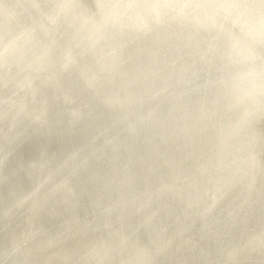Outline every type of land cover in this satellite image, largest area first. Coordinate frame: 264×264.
Listing matches in <instances>:
<instances>
[{
  "label": "water",
  "instance_id": "1",
  "mask_svg": "<svg viewBox=\"0 0 264 264\" xmlns=\"http://www.w3.org/2000/svg\"><path fill=\"white\" fill-rule=\"evenodd\" d=\"M151 1L137 2L141 8L138 15L146 18L143 22L133 17L114 23L98 11L92 20L105 25L106 34L95 38L89 35L88 39L76 43L75 60L59 63L61 56L55 52L50 54L49 58L57 63L54 73H58L59 80L47 78V70H42L35 82L30 77L18 79L9 73L10 79L4 81L0 75V257L10 249L12 236L8 234L17 231L14 214L23 196L39 187L42 194L36 195L38 199H34L32 206L28 205V222L37 229L34 221L38 219L50 230L40 233L43 235L36 238L33 247L60 243L69 240L71 235L77 244L73 247L72 242L68 250L50 255L54 264H89L79 260H88L90 255V259L94 256L90 262L95 264L141 261L152 264V255L143 245L147 241V246L154 248L153 241L164 244L158 254L154 251L153 264L164 259L166 264H180L181 261L176 262L178 258L184 264L186 260L201 264L211 253L229 262L236 253L231 250L235 245L246 255L247 264H264V205L261 204L264 188L257 193L258 204L254 200L258 207L248 210L256 212L255 220H247L246 206L242 212L235 209V216L229 219L232 226L223 220L219 225L221 234H212L219 222L223 201L231 195L229 191L234 190L243 201L249 193L247 185L252 174H257L248 171L247 177L232 178L236 168H227L230 164L227 155L233 152L239 158L264 146L261 132L260 139L250 147L248 138L245 139V149H237L243 134L231 138L227 134L230 145L217 146L219 137L226 133L214 132L217 128L212 125L224 121L236 123L235 126L249 125L250 130L256 128L259 115L252 119L245 103L255 96L264 98L261 91L264 89L261 82L264 80V38L256 34L264 30V22L259 23L261 18L257 16L253 21L249 14L237 11L234 4L242 5L240 0H228L232 10L227 12L214 4L203 7V2L193 6L196 10L192 8L190 16L186 11L176 14L170 8L162 14L166 18L163 16L157 21L156 16L146 17L145 10ZM241 1L247 9L254 5L264 9V0ZM88 4L93 9V1ZM216 11L215 19L205 16ZM221 14L229 20L224 26L240 37L231 42L228 36L226 39L219 34L217 43L208 51V41L214 39L216 31L222 30ZM237 18L248 22V29L236 30ZM17 19H2V24L16 33L24 28ZM66 30L65 40L60 43L63 46L71 41ZM39 35L41 41L45 39ZM238 50L243 54L236 53ZM97 53L103 55L97 56ZM108 53L111 54L109 62L103 60ZM5 57L1 60L3 55H0L1 71L10 68L13 74H18L28 68L21 60ZM159 57L171 60L165 63ZM18 91V97L9 100ZM187 112L199 115L206 112V115L192 120L186 117ZM181 119L188 127H183ZM251 162L257 167V161ZM208 164H217L209 173L214 179L200 174L193 179L195 176L190 173ZM51 180H62L55 191L48 190L53 188ZM221 183L231 185L222 202L215 204L212 193L217 194L214 187ZM167 204L173 207L174 219H170ZM87 211H92L89 215L94 218H88ZM154 212L155 219L151 216ZM110 218L112 224L108 223ZM152 219L156 225H151ZM245 228L249 236L246 241L241 234ZM120 232L140 244L143 242L140 250L134 246L133 253L126 255L135 253L133 257L137 260L120 261L119 254L128 243ZM163 232L173 233L174 240L176 235L189 232V238H178L183 243L171 251L168 246L173 242L161 239ZM258 235L261 237L257 240ZM100 240L110 243L107 251L100 248ZM234 241L232 246L230 243ZM254 248L258 251L250 253ZM23 256H28L30 262L22 263L24 259L19 261L13 257L14 262L10 264L46 263L31 249L16 255ZM110 257L116 260L110 263Z\"/></svg>",
  "mask_w": 264,
  "mask_h": 264
},
{
  "label": "bare ground",
  "instance_id": "2",
  "mask_svg": "<svg viewBox=\"0 0 264 264\" xmlns=\"http://www.w3.org/2000/svg\"><path fill=\"white\" fill-rule=\"evenodd\" d=\"M93 1V5L94 7L96 6V11L95 12H89L90 15L87 14L88 10H89V4L88 3H92ZM164 1V0H163ZM162 1V2H163ZM175 1V0H174ZM182 1V0H181ZM193 1V0H191ZM219 2H222L224 3L223 6H221L220 8L224 11H230L232 10V6L230 3H228V0H217ZM215 1V2H217ZM7 2V1H5ZM137 2H140V0H12V6L10 8H7L6 5H9V4H6L4 2H2V0H0V55H3V59H5L7 57L9 58H12L16 61H23V63L25 65H28V68H23L21 70L20 73L18 74H13V72L10 70V68L4 70V71H1L0 70V75L2 76L3 80H9L10 78L8 77L9 75H7L8 73L9 74H12L14 75L16 78H22V77H30L33 79V81L35 82L36 79L39 80L40 78L38 77V75L41 73L42 70H47L48 71V77L47 78H60V76L58 75V73H54L55 71V68L57 67V63L56 62H53V60H51L49 58L50 54L52 52H55L57 53L58 56H61V59H58L57 62L59 63H66V61L69 60L70 57L73 56V60L76 59V56L74 53H75V49H76V43L78 42H81L82 40L84 39H88V36L90 35V38H95L96 35H103V34H106L105 31H104V26L105 25H102V24H99L97 22H95L94 20V15L100 10V8L103 6L101 12L103 10H105L107 12V14L105 15V17H103L104 19H108L110 20L111 22L114 21L117 22L119 21L120 19L117 17V15L119 14V11L120 10H128L130 12V14H140L141 12V8L138 7V4ZM165 2V1H164ZM203 2V1H202ZM11 3V2H10ZM47 4L49 3L48 6H50V9L47 10V11H43V8L41 7H44L43 5L44 4ZM103 4V3H106L105 5H102L100 7V4ZM153 3V4H152ZM170 3V2H169ZM180 3V2H179ZM184 3V2H183ZM194 3V2H193ZM201 3V1H200ZM4 4V5H3ZM51 4V5H50ZM173 4V2H172ZM176 4V3H175ZM178 4V3H177ZM189 4V2L187 3ZM205 4V3H204ZM211 4V3H210ZM209 4V5H210ZM220 4V3H219ZM192 5V4H191ZM199 5V4H198ZM215 5V4H214ZM46 6V5H45ZM156 6L158 7V9L156 8ZM163 4H158V3H155V2H150L149 4V7L146 8L145 12H146V17H148L149 15H153L155 17V14L158 12H160V9H161V12L160 14H158L156 17H160L162 14L164 13H168V10H169V5H167L168 7L167 8H162ZM176 6V5H175ZM174 6V7H175ZM186 6V5H185ZM188 6V5H187ZM239 6V5H238ZM237 6V7H238ZM242 6V5H241ZM260 5L256 6L254 5L253 8H248L247 9V12L249 13L250 16H257L259 18H261L260 20H258V22H262L264 21V9H258ZM15 7H18V9H16ZM183 7V6H182ZM236 7V6H235ZM245 7V6H244ZM243 7V9H244ZM154 8H156L155 11ZM180 8V7H179ZM178 8V9H179ZM42 9V10H41ZM46 9V8H44ZM175 9L177 8H174V11ZM240 9V8H238ZM242 9V11H243ZM159 10V11H158ZM181 10V9H180ZM183 10V9H182ZM185 10V9H184ZM246 11V9H244ZM91 11V10H90ZM100 12V11H99ZM105 12V13H106ZM155 14H154V13ZM176 14L179 13L177 11H175ZM183 12V11H182ZM246 12V13H247ZM181 13V11H180ZM184 13V12H183ZM182 13V14H183ZM216 12H214L213 15H208L206 14L205 16L210 18V19H215L216 17ZM124 14V13H123ZM129 14V13H127ZM187 14V13H186ZM103 15V13H102ZM113 15V16H111ZM111 16V17H110ZM124 16V15H123ZM136 16V15H135ZM138 16V15H137ZM140 16H143L141 19L140 22H143V21H146V18H145V15H140ZM27 17L31 18L29 21H27ZM129 17V16H128ZM163 17V16H162ZM14 18H19L17 19L16 21L19 23H22L23 24V27L22 29L18 30L16 33H13L14 31H10V26H5L2 24V19L5 20V21H10L11 19H14ZM114 18V20H112ZM125 18H127L125 16ZM140 18V17H139ZM166 18V17H165ZM160 19V18H159ZM162 20V19H161ZM158 21V20H157ZM229 22V20L227 19V17L224 15V14H221L220 18H219V23H221L222 26V30L219 29V32L216 31V34L214 36V39L208 41L209 42V47H207V50L208 51H211V49L214 47V45L217 43V38L219 36V34L223 37L226 36V39H227V36H228V40L233 42V41H237L239 39V35L238 33L235 34L232 29H227L226 26H224V22ZM218 24V23H216ZM243 24V23H242ZM245 24H247L245 22ZM146 25V24H145ZM248 26V25H247ZM60 27V29H59ZM206 26H204L205 28ZM224 27H225V30H224ZM242 27V26H241ZM256 27V26H255ZM67 28V30H66ZM243 28V27H242ZM245 28V27H244ZM239 29V28H238ZM247 29V28H246ZM65 30L67 32H69V36L71 38V41H70V44L67 45V46H63L62 45V48L60 51H56L55 50V42H57L58 39H61L62 41L65 40ZM206 31H208V29H205ZM243 30V29H242ZM43 35L45 39H43L42 41L40 40V35ZM258 37H260L261 35H263V38H264V30H258L257 33ZM252 35V34H251ZM216 41V42H215ZM58 43H56L57 45ZM58 48V46H57ZM60 49V48H59ZM240 49V48H238ZM247 50H250V48H246ZM256 51V50H255ZM99 52V51H98ZM257 52V51H256ZM230 55H231V50H229L228 52ZM236 53L238 54H243V52L241 51H236ZM97 56H101L103 55V53H97L96 54ZM111 54L108 53V55L104 56L103 57V60L109 62L111 60ZM239 57V55H238ZM160 61H164L165 63H167L168 60H171V58H164V57H159ZM187 61V60H186ZM186 61H184L183 63H185ZM182 63V64H183ZM186 64V63H185ZM147 68H151L150 66L147 65ZM254 67H249L248 69H252ZM4 72V73H3ZM54 73V74H53ZM52 74V76H51ZM59 80V79H58ZM259 82V81H258ZM262 82V81H261ZM57 84H60L57 82ZM19 92V91H18ZM63 93H65V91L63 90L62 91ZM13 98V97H12ZM11 100V98H10ZM248 104V103H247ZM261 104V103H260ZM188 114H186L187 118H191L193 120V118H199L201 115H206V112H203L201 115L199 114H190V112H187ZM256 115V114H255ZM258 115V114H257ZM254 118V116H253ZM190 120V119H189ZM245 121V120H244ZM181 122L184 124L183 127H188V124L183 120L181 119ZM214 123V122H213ZM236 123H232V122H224L222 121L220 123V125H218L217 123H214L212 124L213 127H216L217 129H214V132H224L226 133V136L227 134H229L230 131H232V128L233 126L235 125ZM240 124V123H239ZM239 126V125H238ZM237 126V127H238ZM241 126V125H240ZM235 127V126H234ZM256 128H259V127H256ZM261 129V128H260ZM263 130V129H262ZM202 129H200L199 132H201ZM264 132V131H263ZM244 135V139H242L241 141V144L244 142V146H237V149L239 148H242V149H245L246 147V141L245 139L248 138V145L250 147V145L254 144L255 143V140H259L260 139V134L259 132L256 130V129H253V130H250L249 129V125H245V127L241 126L239 128V130H237V132L233 131V133H231L229 136V138L231 137H234V136H241V135ZM263 134V133H262ZM225 136V135H224ZM222 138V139H221ZM226 138V137H225ZM264 138V137H263ZM223 142L222 144L219 143L217 144V146H228L230 145L229 144V139H226L223 141V137L220 136L219 137V140L218 142L220 141ZM239 140V139H238ZM251 140V141H249ZM235 141V140H233ZM263 141V140H262ZM261 141V142H262ZM214 140L211 141V143H213ZM235 145H238V144H234ZM260 149V148H259ZM263 150V149H261ZM258 151V150H257ZM252 152V151H251ZM254 153V152H253ZM252 153V154H253ZM256 153V152H255ZM258 153V152H257ZM248 154V153H247ZM264 154V153H263ZM245 155V154H244ZM250 155V153H249ZM258 155V154H256ZM228 156V160L230 162V159H235L237 158L238 155H235V153L232 152V154L230 155H227ZM253 156V159L256 161V158L254 157V155H251ZM250 156V157H251ZM249 157V156H248ZM242 158V156H241ZM240 158V160H241ZM247 158V157H246ZM244 158V159H246ZM238 159V158H237ZM236 159V160H237ZM248 159V158H247ZM261 159V158H260ZM258 159V160H260ZM239 160V161H240ZM233 161V160H232ZM235 161V160H234ZM249 161V159H248ZM202 162V161H200ZM238 162V161H237ZM251 161H249L248 163L250 164ZM261 162V161H260ZM234 163V162H233ZM245 163V162H244ZM258 163V162H257ZM194 164V163H193ZM228 164V163H227ZM237 164V163H236ZM239 164V163H238ZM246 164V163H245ZM229 165V164H228ZM235 165V164H234ZM240 165L241 162H240ZM252 165V163H251ZM232 166V165H231ZM250 166V165H249ZM236 167V166H235ZM212 168V167H211ZM230 168V167H229ZM239 168V167H238ZM245 168V166H244ZM243 168V169H244ZM208 169V168H207ZM206 169V170H207ZM247 169V168H246ZM253 170V168H251ZM212 170V169H211ZM257 170V167L255 169V172ZM198 171V170H197ZM208 171V170H207ZM219 171V170H218ZM217 171V172H218ZM245 171V169L243 170V172ZM254 171V170H253ZM202 172V170L200 171ZM203 172H205L203 170ZM202 172V174H203ZM210 172V171H209ZM236 172H234L235 174ZM191 174H194L191 173ZM196 174V173H195ZM201 174V175H202ZM246 174V173H245ZM199 175V174H198ZM204 175V174H203ZM254 175V174H253ZM208 176V175H207ZM211 177V175H209ZM235 176V175H234ZM238 176V175H237ZM236 176V177H237ZM184 177V176H183ZM209 177V178H210ZM196 178V177H195ZM231 178V177H230ZM234 178V177H233ZM213 179V177H212ZM239 180V179H238ZM254 181V180H253ZM230 183V182H229ZM239 183V182H238ZM181 184H184L183 182H181ZM221 185L224 186V184L222 183ZM237 185V183H236ZM112 186V185H111ZM229 186V184H228ZM254 186V185H253ZM248 187V194L245 195V198L243 199V201L241 200V198L237 195V193H235L234 190H230L229 193L231 194L230 196H228L226 198V202H224L225 204L221 207V215L218 217L217 221H219L218 223L215 224V227L213 228L214 230H212V234L213 236L215 235H218L220 234L219 233V225L220 223L223 221V220H226L229 224V226L231 227L232 224L229 222V219L230 217H234L235 216V213H236V210H239L240 212H242L243 209H246L245 206L248 208L244 213H246L247 215V220L251 221V220H255L257 218L256 216V212H250L248 210H251L252 208H257L258 205H255L254 203V200H256L257 204L259 202V199H260V196L257 195V192H254V189L251 187V185L249 184V186L247 185ZM182 188V191H183V186L181 187ZM221 188V186H220ZM223 188V187H222ZM227 188V187H226ZM258 189V188H257ZM35 190V189H34ZM80 191V189H78ZM221 190V189H220ZM225 190V189H224ZM227 190V189H226ZM55 191V190H54ZM218 191V190H217ZM228 191V190H227ZM226 192V191H225ZM31 193V192H30ZM38 193V192H37ZM218 193V192H217ZM223 194V192H222ZM225 194V193H224ZM36 195V194H35ZM33 195V196H35ZM212 195H215L214 193ZM28 196V194L26 195ZM32 196V197H33ZM39 196V195H38ZM221 196V195H220ZM30 197V196H28ZM31 197V199H33ZM216 197V196H215ZM220 198V197H219ZM223 198V197H222ZM38 199V198H37ZM45 199V198H44ZM153 197L150 196L149 200H152ZM221 199V198H220ZM97 200L101 201L100 198L97 197ZM29 201V200H28ZM33 201V200H32ZM40 201V200H38ZM37 201V202H38ZM216 201V200H214ZM220 201V200H219ZM222 201V200H221ZM34 202V201H33ZM51 202V201H50ZM49 202V203H50ZM264 203V201H263ZM22 204V203H21ZM262 204V203H261ZM26 205V204H25ZM31 205V203H30ZM51 205V204H50ZM255 205V206H253ZM32 206V205H31ZM169 206V207H168ZM167 207L170 209V219H174V217L176 216L175 214H172L173 213V207L170 205V204H167ZM29 208V207H28ZM92 210H95L93 207H92ZM30 211V210H29ZM92 212V211H91ZM91 212H88V218H94L92 215H89ZM156 213V212H155ZM26 215V214H25ZM98 214H96L97 216ZM30 216V215H29ZM28 216V218H29ZM152 216V215H151ZM156 217V215H154ZM27 218V217H25ZM74 218H79L77 216H74ZM73 218V219H74ZM124 218V217H123ZM17 219V218H16ZM118 219V218H117ZM113 220V219H112ZM232 220V219H231ZM28 221V220H27ZM121 220L118 219V222H120ZM233 221V220H232ZM17 222V221H16ZM35 222V226L37 227V230L40 233H43L44 231H48L50 229L47 228V225L45 223H42L41 221H39L38 219L34 221ZM85 222V219L82 218L81 220V223ZM152 222V221H151ZM177 222V221H176ZM27 223V222H26ZM108 223H111V218L108 220ZM96 224V222L94 223ZM154 224V222H153ZM25 227V226H24ZM32 227V225H31ZM27 228V226H26ZM34 228V227H32ZM83 230H85V228H83ZM244 231H248L247 228H245L244 230H242V232ZM33 232V231H32ZM37 232V233H38ZM241 232V233H242ZM24 233V232H23ZM35 233V232H34ZM164 234V233H163ZM246 234V233H245ZM248 234V233H247ZM124 235V234H123ZM168 235V234H167ZM170 235V234H169ZM184 235V234H183ZM31 236V235H30ZM164 236V235H163ZM181 236V235H179ZM238 236V235H237ZM246 236V235H245ZM35 237V236H34ZM72 237V235H71ZM126 237V236H125ZM166 237V236H165ZM177 237V236H176ZM236 237V236H235ZM132 238V237H131ZM163 238V237H162ZM161 238V239H162ZM179 238V237H178ZM177 238V239H178ZM220 238V237H219ZM259 238V236H258ZM33 239V238H32ZM124 239V238H123ZM128 239V237H127ZM151 239V238H150ZM244 239V238H242ZM247 239V238H246ZM245 239V240H246ZM76 240V239H75ZM125 240V239H124ZM137 240V239H136ZM135 240V241H136ZM171 240V239H170ZM81 241V240H80ZM129 241V240H128ZM134 241V240H133ZM175 242H177L176 240H174ZM173 241V242H174ZM182 241V240H181ZM20 242V241H19ZM66 242V241H65ZM131 242V240H130ZM160 242V241H159ZM162 242V241H161ZM172 242V241H171ZM236 241L234 242H231L230 244L232 245L233 243H235ZM12 243V242H11ZM72 243V242H71ZM100 246L102 247L101 249L103 251H107V249H109L110 247V243H106L104 240H102V242H100ZM142 243V242H141ZM148 243V241H147ZM180 243V242H179ZM61 244V243H59ZM132 244V243H131ZM135 244V243H134ZM136 244H138L136 242ZM153 244H156V248L155 250L159 253L163 247H164V244L163 242L161 244H159L157 241H153ZM178 244V242H177ZM48 245V244H47ZM67 245V244H66ZM69 245H70V242H69ZM140 245V244H139ZM145 245V244H144ZM172 245V244H171ZM176 245V244H175ZM25 246V245H24ZM35 246V245H33ZM61 246V245H60ZM77 244L75 242H73V247H76ZM127 246H128V243H127ZM170 246V245H169ZM230 246V245H229ZM233 246V245H232ZM48 247H50L48 245ZM64 247V246H63ZM126 247V246H125ZM134 247V246H133ZM132 247V248H133ZM31 248V247H30ZM47 248V247H46ZM54 248V247H53ZM58 248V247H56ZM128 248V247H127ZM137 249L140 250L139 246H136ZM11 249H12V245H11ZM39 249V248H38ZM51 249V248H50ZM61 249V248H60ZM125 249V248H124ZM122 249V250H124ZM174 249V248H173ZM178 249V248H177ZM10 250V249H8ZM33 250V249H32ZM31 250V251H32ZM41 250V249H40ZM48 250V249H47ZM59 250V249H58ZM63 250V249H62ZM132 250V249H131ZM150 250V249H149ZM154 250V248H153ZM232 250V249H231ZM255 250V249H254ZM17 251V250H16ZM38 251V250H36ZM46 251V250H45ZM43 250V253L45 252ZM142 252H144L145 254L147 253V251L145 252L144 250H141ZM256 251V250H255ZM258 251V250H257ZM49 252V251H47ZM51 252V251H50ZM57 252V251H56ZM238 252V251H237ZM252 252V251H251ZM15 253V252H14ZM35 253V252H34ZM38 253V252H37ZM52 253V252H51ZM55 253V251H54ZM150 253V251H149ZM157 253V254H158ZM53 254V253H52ZM122 254V253H121ZM126 254V253H125ZM153 254L155 255V253L153 252ZM175 253L172 252V255H174ZM212 254V253H211ZM242 254V253H241ZM12 255V253H11ZM38 255V254H37ZM42 255V254H41ZM44 255V254H43ZM47 255V254H46ZM124 255V254H123ZM135 255V253L133 254V256ZM14 256V255H13ZM49 256V254H48ZM133 256H130V257H123L121 258L120 261H122V263H126V261L128 262H131V261H135L137 260L136 258H134ZM153 256V255H152ZM215 256V255H214ZM243 256V255H242ZM51 257V256H50ZM81 257V256H80ZM188 257V256H187ZM246 257V256H245ZM2 258V257H1ZM12 258V257H11ZM10 258V259H11ZM47 258V257H45ZM44 258V259H45ZM113 258V257H112ZM153 258V257H152ZM3 259H4V256H3ZM110 259V258H109ZM214 259V258H213ZM244 259V258H243ZM12 260V259H11ZM50 260V259H49ZM47 260V263H49ZM116 260V259H115ZM155 260V259H154ZM218 260V258H217ZM7 261V260H6ZM21 261V260H20ZM27 261V260H26ZM79 261H82L83 263H89V264H94V263H91L90 260H79ZM111 261V260H110ZM150 261H153V260H150ZM179 262L180 259H176V262ZM212 261V260H211ZM229 261V260H228ZM8 262V261H7ZM11 262V261H9ZM52 262V260H51ZM154 262V261H153ZM183 262V261H182ZM188 262V261H187ZM218 262V261H217ZM22 263H25L24 260L22 261ZM164 263V262H163ZM184 263V262H183ZM225 263V262H224ZM43 264H46V263H43ZM52 264V263H51ZM138 264H148L147 262H144V261H141L139 262ZM204 264V263H203ZM212 264V263H211ZM217 264V263H216ZM229 264V263H228Z\"/></svg>",
  "mask_w": 264,
  "mask_h": 264
},
{
  "label": "rangeland",
  "instance_id": "3",
  "mask_svg": "<svg viewBox=\"0 0 264 264\" xmlns=\"http://www.w3.org/2000/svg\"><path fill=\"white\" fill-rule=\"evenodd\" d=\"M5 1H7V2H5ZM163 0H152V2H155V3H158V4H163V6H162V8H167L168 6L167 5H169V9L170 8H177V9H175V11H177V12H179L180 13V11L182 12H184V11H186V15L187 16H190L191 14H190V12L189 11H193L192 10V8H194L195 10H196V7H193V6H197L198 4H200V1L202 2L203 1V7L205 6V5H207V6H209V4L211 3V4H215L216 6H219V7H221V6H223L224 5V3H222V2H219V1H217V0H193V1H191V0H164L163 2H162ZM215 1H217V2H215ZM2 2H4V3H6V4H9V5H6V7L7 8H10L11 6H12V0H2ZM11 2V3H10ZM170 2V3H169ZM172 2H173V4H172ZM180 2V3H179ZM184 2V3H183ZM189 2V4H187ZM194 2V3H193ZM239 2H241L242 3V5L243 6H247L246 4H244L241 0L239 1ZM238 2V3H239ZM176 3V4H175ZM178 3V4H177ZM205 3V4H204ZM220 3V4H219ZM48 5H49V3H47ZM46 3L43 5L44 7H41V8H43V11H47V10H49L50 9V6H48ZM106 4V3H105ZM104 4V5H105ZM153 4V3H152ZM192 4V5H191ZM210 4V5H211ZM4 5V4H3ZM46 5V6H45ZM51 5V4H50ZM176 5V6H175ZM186 5V6H185ZM188 5V6H187ZM239 5V6H238ZM102 6V5H101ZM100 6V7H101ZM175 6V7H174ZM183 6V7H182ZM234 6H236L235 8H236V10L237 11H241L242 9H243V6H241L240 4H234ZM238 6V7H237ZM180 7V8H179ZM186 7H187V9H186ZM244 7V9H246V11L243 9V12H247V8H245ZM16 9H18V7H15ZM44 8H46V9H44ZM102 8H103V6L100 8V13H101V10H102ZM156 8L158 9V7L156 6ZM156 8H154V10L153 11H155V13H156V11L157 10H155ZM179 8V9H178ZM238 8H240V9H238ZM96 6H95V8H94V6H93V9H91V8H89V10H88V12H87V14L88 15H90V13L92 12H95L96 10ZM181 9V10H180ZM183 9V10H182ZM184 9H186V10H184ZM42 10V9H41ZM91 10V11H90ZM94 10V11H93ZM159 11V10H158ZM188 11V12H187ZM224 11V10H223ZM234 11V10H233ZM90 12V13H89ZM106 11L105 10H103L102 11V13H103V15H102V13H101V16H104L105 17V15L107 14V12L105 13ZM160 12H161V9H160ZM160 12L158 13H154L155 14V16H157L158 14H160ZM124 13V14H123ZM127 13H129V14H127ZM217 14V13H216ZM247 14H249L248 12H247ZM124 15V16H123ZM136 15V16H135ZM130 14V12L128 11V10H120L119 11V14H118V18L119 19H132L133 17L135 18V19H137V20H139V21H141L142 19V17L143 16H139L138 14ZM138 15V16H137ZM183 15V14H182ZM125 16L127 17V18H125ZM129 16V17H128ZM162 16H164V18L166 17L165 15H161L157 20L159 21V20H161L162 19ZM207 16V15H206ZM240 16H243V14H240ZM140 17V18H139ZM31 18H29V17H27V21H29ZM252 20L254 21V16L252 17ZM96 21V20H95ZM237 21L239 22V25H236V30L239 28L240 29V31H242V29L243 30H246V28L248 29V22H246L247 24H245L244 23V20L243 19H238L237 18ZM264 22V21H263ZM243 23V24H242ZM143 24H146V22L145 23H143ZM240 26H242L241 28H240ZM245 27V28H244ZM59 29H60V27H59ZM233 30V29H232ZM236 32V31H235ZM237 33V32H236ZM263 37V35H261L260 36V38H262ZM62 42V40L61 39H58L57 40V42H55V50L58 52V51H60L61 50V48H62V45L60 44ZM56 43H58L57 45H56ZM57 46H58V48H57ZM60 48V49H59ZM69 60H73V56L72 57H70L69 58ZM68 60V61H69ZM68 61H66V62H68ZM34 82V81H33ZM260 82V81H259ZM262 82H264V80L262 81ZM261 91L264 93V89H261ZM18 95H19V92H16V93H14L13 94V98L11 97V100H14V99H16V97L15 96H17L18 97ZM255 96V95H254ZM264 96V95H263ZM10 100V99H9ZM244 102V101H243ZM248 103V104H247ZM247 103H245L246 105V107H247V109H248V111H247V114L249 113V115L250 116H252L251 118L253 119V116L256 114H258L259 115V117H258V120H257V123L255 124V127H259V128H255L261 135H263L262 137H264V98H257L256 96L253 98L252 97V99L251 100H249ZM261 103V104H260ZM243 121L245 120V119H242ZM245 122H246V120H245ZM248 123V122H247ZM246 123V124H247ZM239 125V124H238ZM235 126V125H234ZM233 126V128H232V131H230L229 132V134L228 135H230L231 133H233V131H235V132H237V126H235L234 127ZM239 127H241L240 125H239ZM235 128H236V130H235ZM261 128V129H260ZM263 129V130H262ZM263 133V134H262ZM226 136V135H225ZM225 136L223 137L224 139H223V141L224 140H226L227 138H225ZM222 139V138H221ZM221 139H220V141L217 143V144H219V143H223L222 141H221ZM263 141H262V146H263V144H264V138L262 139ZM249 141H251V140H249ZM256 141V140H255ZM208 146H210L209 144H208ZM261 149H263V150H261ZM258 150V151H257ZM252 151V150H251ZM249 152L250 153V155H249V153L248 154H245V155H241L242 156V158L241 157H239L238 159L237 158H235V159H230V164L227 166V168H229V167H235L236 168V173L234 174V172L232 173V178L233 177H236L237 175L238 176H243V177H247V172L249 171H251V174H252V172H254L255 171V166L254 165H251V163L252 162H250V164L248 163L249 161H253L254 159H253V156H251V155H254V157L256 158V161L258 162L257 163V170H256V175L254 174H252V180H250V182H249V184L251 185V187L254 189V192H260L261 190H263V188H264V163L262 162V159H263V156H264V146L263 147H260V149L258 148V149H255L254 151H252V152ZM254 152V153H253ZM256 152V153H255ZM258 152V153H257ZM253 153V154H252ZM256 154H258V155H256ZM249 156V157H248ZM251 156V157H250ZM249 159V161H248V159ZM240 158H241V160H240ZM244 158H246V159H244ZM261 158V159H260ZM237 159V160H236ZM258 159H260V160H258ZM233 160V161H232ZM235 160V161H234ZM240 160V161H239ZM195 161V160H194ZM199 161H201V160H199ZM238 161V162H237ZM261 161V162H260ZM234 162V163H233ZM240 162H241V164L242 165H240ZM246 164H245V163ZM202 163H203V161H202ZM229 163V162H228ZM237 163V164H236ZM239 163V164H238ZM218 164V163H217ZM217 164H214V165H217ZM235 164V165H234ZM253 164V163H252ZM214 165H207L206 167H204V168H201V169H198V171L196 170L195 172H194V176L195 177H198L199 175L198 174H202V172H203V170L205 171V172H203V174L205 175V176H207L208 175V177H203V178H209L210 176V170L211 169H213V167L212 166H214ZM232 165V166H231ZM250 165V166H249ZM191 166L193 167V163L191 164ZM244 166H245V168H244ZM212 167V168H211ZM239 167V168H238ZM195 169H196V167H194ZM208 168V169H207ZM245 169V171L243 172V170ZM247 168V169H246ZM251 168H253V170L251 169ZM208 171H207V170ZM220 169L221 168H219L218 170L220 171ZM202 170V172H200ZM192 172V173H193ZM215 172H217V171H215ZM183 173V172H182ZM189 173H190V171H189ZM196 173V174H195ZM246 173V174H245ZM191 174V173H190ZM202 174V175H203ZM193 175V174H192ZM235 175V176H234ZM237 176V177H238ZM193 178V179H197V178ZM212 177L213 176H211L210 177V179H212ZM232 178H230V179H232ZM254 178V179H253ZM214 179V178H213ZM222 179V178H221ZM254 180V181H253ZM61 181L62 180H60V181H52L51 180V182H50V185L53 187V188H51L50 189V187L48 188V190H50V191H54L55 190V187L57 188V186H59V183H61ZM63 181H65V179L63 180ZM241 181H239V183H240ZM234 183V182H233ZM239 183H237V184H239ZM209 184V183H208ZM222 184V183H221ZM219 185V187H218V185L216 186V187H214V190L216 189V192H218L217 194H215V195H212V196H216L215 198H214V200H216V201H213L215 204L217 203H221L222 201L221 200H223V198H224V196L226 195V193L228 192L227 190H229V186L231 185V184H229V186L228 185H225V183H223L225 186H223V185ZM234 184H236V182L234 183ZM254 185V186H253ZM35 186V185H34ZM33 186V187H34ZM220 186H221V188L222 187H224V188H220ZM33 187H31V188H33ZM182 187V186H181ZM227 187V188H226ZM30 188V189H31ZM258 188V189H257ZM35 190H32V191H30L31 193H27L28 194V196H30V197H28V196H26L27 194H25V196H23L24 197V200L21 202L22 204H20L19 205V208H18V210H16L15 211V217L17 218V219H15V222L17 221V224H16V227H15V230H17L15 233H13V234H8V235H11L12 236V243H10L9 245H10V250H6V251H4V253L2 254V258L0 257V264H10V263H13L12 262V258L13 257H15V258H18V259H16V260H23L24 259V261H26L27 260V262H30V260H29V257L27 256L26 258H25V256H23V257H16V255L18 254V252L19 251H22V250H27V249H33L32 250V253H34L36 250H38V251H36L35 253H37L38 255V257L40 258V261H46V263H47V260H49L48 262L50 263L51 262V257H50V255H54V251H55V253H56V251L58 252V251H60V250H68V248H71V246H72V244H71V242H75L76 240L73 238V237H71L69 240H63L62 242H60L61 244H59V243H53V244H51V245H49L50 247H48V245H46V247H43V248H39L38 249V247H33V245H36V243H35V241L37 240L36 238H39L40 236H42L43 234H39V232H38V230L37 229H35V228H32L30 225H29V222L27 221L28 220V216L30 215L29 213H28V211L30 210L29 208H28V205L29 206H31L33 203H35V202H33L34 201V199H36L37 200V197H36V195H41L42 193L41 192H39L40 191V189L41 188H39V187H36V188H34ZM221 189V190H220ZM225 189V190H224ZM227 189V190H226ZM218 190V191H217ZM226 191V192H225ZM38 192V193H37ZM222 192H223V194H222ZM225 193V194H224ZM36 194V195H35ZM213 194V193H212ZM33 195H35V196H33ZM221 195V196H220ZM34 198H33V197ZM218 196H220V198H219V200H218ZM31 197L33 198V199H31ZM223 197V198H222ZM21 199H23V198H21ZM29 200V201H28ZM33 200V201H32ZM169 200H171V195L169 196V198H168V201ZM226 200V199H225ZM50 202V201H49ZM48 202V203H49ZM210 202H212V201H210ZM224 202H226V201H223V205L225 204ZM30 203H31V205H30ZM26 204V205H25ZM51 204V205H50ZM49 205L50 206H53L52 205V203L50 202L49 203ZM222 205V206H223ZM262 205H264V203L262 202ZM55 209V208H54ZM221 210V209H220ZM26 214V215H25ZM210 214V213H209ZM154 215H156V213L154 212L153 214H152V217L155 219L156 217L154 216ZM25 217H27V218H25ZM30 217V216H29ZM154 219H152V222H150L151 223V225L153 224V222L155 221ZM233 220H235V219H233ZM249 221V220H248ZM27 222V223H26ZM95 223V222H94ZM94 223H92V225L94 224ZM96 223H98L97 221H96ZM155 225H156V223H154ZM226 224H228V223H226ZM229 225V224H228ZM25 226V227H24ZM26 226H27V228H26ZM36 227V226H35ZM161 228H162V226H161ZM86 230V229H85ZM220 230V229H219ZM33 231V232H32ZM24 232V233H23ZM35 232V233H34ZM38 232V233H37ZM221 230L219 231V233L221 234ZM164 233V232H163ZM246 233V234H245ZM248 232H246V231H244V232H242L241 234H243L247 239H248V237H247V234ZM120 234H122L123 235V233L122 232H120ZM168 233L166 232V234L164 233V234H161L160 235V237L162 238H168L170 241H174V238H172L171 237V235L173 234V233H169L168 235H167ZM184 234V235H183ZM183 234L182 233H180L179 235H181V236H179V235H176L177 237H176V241L178 242V244H177V242H173V244L171 245L170 244V246H168V247H171L170 249H171V251L173 250V248H175V249H177L178 247H179V244L180 243H183V241H181V240H179V239H182V240H186V238H189V232H187V235L183 232ZM31 235V236H30ZM164 235V236H163ZM35 236V237H34ZM128 237V246H127V244H126V247H125V249L124 250H122L121 251V253L119 254V258L121 259V258H123V257H127L126 255H128V254H130L131 255V253H133V246H141L142 244H143V242L140 244V242L138 241V240H134L133 241V238H131L130 237V239H129V236H128V234H124L123 235V237ZM166 236V237H165ZM259 237H261V235H258ZM258 236H256V238L255 239H257L258 240ZM123 237H121V238H123ZM179 237V239H177ZM33 238V239H32ZM41 238V237H40ZM162 238V239H163ZM191 238H193L192 236H191ZM236 238V237H235ZM245 238V239H246ZM245 239H243L244 241H246ZM40 240H42V239H40ZM130 240H131V242H130ZM20 241V242H19ZM66 241V242H65ZM69 242H70V245H69ZM101 242V240L99 241V243ZM136 242L138 243V244H136ZM151 242V241H150ZM180 242V243H179ZM132 243V244H131ZM136 245H135V244ZM67 244V245H66ZM101 244V243H100ZM122 244V243H121ZM140 244V245H139ZM145 244V245H144ZM143 245L145 246L144 248L148 251V253H149V251H150V256L151 255H153L152 257L153 258H151L150 256V260H153L154 262H155V257H156V255H154L153 254V252L154 251H156L155 250V248L154 247H149V246H147V242L146 243H144ZM176 244V245H175ZM11 245H12V249H11ZM25 245V246H24ZM61 245V246H60ZM64 246V247H63ZM100 246V245H99ZM236 246L237 245H235V249H236ZM31 247V248H30ZM33 247V248H32ZM54 247V248H53ZM56 247H58V248H56ZM128 247V248H127ZM133 247V248H132ZM51 248V249H50ZM61 248V249H60ZM100 248H102L101 246H100ZM153 248H154V250H153ZM230 248V246L228 247V249ZM41 249V250H40ZM48 249V250H47ZM59 249V250H58ZM132 249V250H131ZM150 249V250H149ZM228 249H226V251L228 250ZM234 248L232 249L233 251H236V253H235V255L234 256H232V258H231V260H230V258H227V259H229L230 261L229 262H226L225 261V259H220L218 256H217V254H211L210 255V257L209 258H207L206 259V262H204V264H247V263H249V262H246V260H245V256L246 255H244L243 253L241 254L240 252H239V250L238 249H236L235 250ZM255 249V248H254ZM252 249V250H250V253H251V251L253 252V251H257V249ZM17 250V251H16ZM43 250L45 251L44 253H43ZM47 251H49V252H47ZM53 253H51V252ZM231 251V250H230ZM239 253H238V252ZM15 252V253H14ZM11 253H12V255H11ZM126 253V254H125ZM155 253V252H154ZM158 253V252H157ZM156 253V254H157ZM42 254V255H41ZM44 254V255H43ZM47 254V255H46ZM48 254H49V256H48ZM85 254V253H84ZM124 254V255H123ZM14 255V256H13ZM215 255V256H214ZM243 255V256H242ZM252 255H255V254H252ZM3 256H4V259H3ZM81 256V255H80ZM112 256V255H111ZM188 255H184L183 257H185V258H188L187 257ZM12 257V258H11ZM45 257H47V258H45ZM82 257V256H81ZM90 257H91V255H90ZM90 257H89V259L88 260H91V259H93L94 258V256H92V258L90 259ZM95 257H97V256H95ZM158 257H160V255H157V258ZM12 260H11V259ZM45 258V259H44ZM84 259L86 258V257H83ZM214 258V259H213ZM217 258H218V260H217ZM244 258V259H243ZM8 262H7V261ZM87 260V261H88ZM111 260V261H110ZM212 260V261H211ZM250 260V259H249ZM9 261H11V262H9ZM38 260L36 259V262H37ZM39 261V262H40ZM86 261V260H85ZM110 263L111 262H114L115 261V258L113 257V258H111L110 257V259L108 260ZM153 261H151L152 262V264L154 263ZM181 262H180V264H184L183 262H182V260H180ZM188 260H186L185 261V264H190L189 262H187ZM218 261V262H217ZM164 262V263H163ZM225 262V263H224ZM42 263H44V262H42ZM48 263V264H49ZM52 264H54V262H52ZM95 264V263H94ZM156 264H166V259H164V261H161V263H156ZM201 264H203V263H201Z\"/></svg>",
  "mask_w": 264,
  "mask_h": 264
}]
</instances>
